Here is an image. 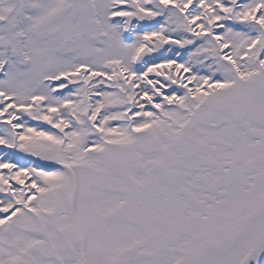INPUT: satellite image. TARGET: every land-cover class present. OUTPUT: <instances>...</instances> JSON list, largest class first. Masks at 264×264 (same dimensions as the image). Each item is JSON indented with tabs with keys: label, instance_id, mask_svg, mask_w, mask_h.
Wrapping results in <instances>:
<instances>
[{
	"label": "snow or ice",
	"instance_id": "obj_1",
	"mask_svg": "<svg viewBox=\"0 0 264 264\" xmlns=\"http://www.w3.org/2000/svg\"><path fill=\"white\" fill-rule=\"evenodd\" d=\"M0 264H264V0H0Z\"/></svg>",
	"mask_w": 264,
	"mask_h": 264
}]
</instances>
